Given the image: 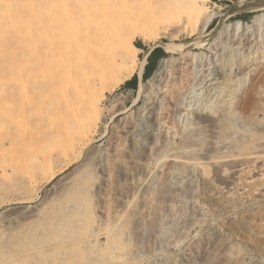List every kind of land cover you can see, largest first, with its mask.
Here are the masks:
<instances>
[{
  "label": "rangeland",
  "instance_id": "rangeland-1",
  "mask_svg": "<svg viewBox=\"0 0 264 264\" xmlns=\"http://www.w3.org/2000/svg\"><path fill=\"white\" fill-rule=\"evenodd\" d=\"M205 7L217 16L204 31L191 24L192 28L187 27L185 32L172 36H158L151 41L135 39L138 63L150 49L145 65L155 49H161L163 54L153 55L150 77L142 79L136 70L130 79L104 93L105 98L98 104L102 119L98 130L90 145L71 163L60 166L68 154L64 151L77 141V135L72 132L69 136L62 132L54 137L42 134L46 142L37 134L41 141L39 151L33 147L30 156L19 159L23 176L9 169L8 153L0 151V166L9 169L7 176L0 177V236L3 231L19 235L25 226L36 221L33 218L19 227L8 222L4 217L10 207L7 201L10 197L24 196L32 202L28 206L47 211L49 200L58 194L52 184L43 180L47 170L56 173L54 182L65 176L66 179L86 178L89 174V206L81 208L78 221L81 223L73 226L71 238L93 243L102 257L107 245L118 242L120 250L126 248L122 253L113 250L115 256L103 257L104 264L121 261H124L121 264H264L263 254L254 253L248 244L228 234L222 225L226 215L239 219L243 212L241 205L248 207L238 199L239 194L227 196L229 187L222 180L227 172L220 170L257 146L264 152V0H205ZM256 16H262L260 22L254 21ZM236 21L247 27L234 30L232 26ZM6 30L0 19V33L4 35ZM3 38H0V46L4 47L8 43ZM183 52L187 55L181 56ZM2 58L0 80L6 76V61ZM161 59L175 61L172 60L160 78H155ZM136 77L138 83L130 84ZM98 88L97 85L93 89V96ZM47 113L28 114L16 131L10 127L6 131L21 134L39 120L60 121L62 113L58 115L53 109ZM86 115L83 113L81 117L87 118ZM47 156L50 167L42 163ZM210 159L219 163V167L208 163ZM202 161L209 165L204 169L195 166L194 162ZM245 171L249 181L256 179V184L243 190L248 191L243 200L252 202L257 196L255 190L259 192L264 184V154L250 158ZM203 178L212 181V189H207L206 195L222 196L229 207L227 210L205 201L202 194L206 179ZM258 183L261 186H257ZM11 224L15 227L13 232L8 230ZM252 227L251 235L264 241V227ZM111 233L119 236L111 235V238ZM31 241L36 245L37 239Z\"/></svg>",
  "mask_w": 264,
  "mask_h": 264
},
{
  "label": "bare ground",
  "instance_id": "bare-ground-1",
  "mask_svg": "<svg viewBox=\"0 0 264 264\" xmlns=\"http://www.w3.org/2000/svg\"><path fill=\"white\" fill-rule=\"evenodd\" d=\"M0 6V19L7 29L4 35L0 33V38L4 37L3 40L8 43L4 47L0 46V58L3 56V62L6 61V76L0 80V112H2L0 114V151H7L9 169L17 172L19 176L24 175L19 159L26 155L30 156L29 152H33V147L36 152L39 151L41 141L37 139V134H40L45 142L46 138L42 134L53 136L61 132L64 135L72 132V135H77L75 145L71 144L64 151L68 154L61 160L60 166L71 163L87 148L102 120L98 104L103 99L104 93L130 79L136 70L139 75H142L146 56L151 49L138 63L139 49L134 45L137 37L151 41L158 36H172L185 32L191 24L198 25L204 31L217 16L215 12L207 11L205 0H0ZM261 18L262 16H256L254 21L260 22ZM232 27L237 31L239 28L247 27V24L236 21ZM168 47L164 49H169ZM183 55L187 54L183 52L181 56ZM172 60L161 59L153 77L160 78L167 71L169 64L175 61ZM245 74L247 73L243 75ZM97 85L99 88L96 96H93V89ZM50 109L55 110L58 115L62 113L60 115L62 120L60 119L57 123L39 120L34 122L27 131H21L23 135L20 132L17 134L14 132L16 128L21 127L23 117L25 118L28 114L40 116V113L43 114L45 111L47 113ZM87 110L88 113H86ZM83 113L89 116L82 118ZM48 119L49 117L47 121ZM80 124L82 126L78 128ZM7 127L13 128L15 134L7 132ZM146 128L149 127L146 126ZM258 148L257 146L252 152L240 155L241 157L230 162L228 168H225L227 170L220 169L223 173L227 172V175H222L223 183L229 187L227 196L239 194L238 199L248 207L246 209L241 205L243 212L239 219L226 215L222 225L228 234L248 244L254 253L264 255V241L258 239L261 237L255 238L250 233L252 226L264 227V184L260 181L263 184L262 189L259 192L255 190L257 196H254L252 202L243 200L245 193L248 192L244 193L245 187L251 188V184H256V179L252 180L253 183L247 179L249 174L245 171V164L250 158H260V154H264L261 151L263 148ZM34 157V154H31V159L34 160ZM45 158L41 160L42 163L45 162V166L50 167V157ZM194 163L195 166H201V169H204L203 167L208 163L219 167V163L213 160L208 163L203 161ZM1 166L0 177L7 176L9 169ZM45 174L47 175L43 180L52 184L58 193L56 197L53 195L55 198L52 197L49 200L50 204L45 209L47 211L40 208L39 211L28 206L32 202L24 196L10 197L7 200L10 201V207H7L9 209L4 218L8 222H14L16 227L33 218L36 221L25 226L24 231L19 232V235L5 234L3 231V236H0V264H104L103 257L113 256V250L120 252L126 249L123 245V249L120 250L116 242L114 245L118 246L107 245L105 250L102 249L105 253L102 257L98 255L93 243L71 238L73 226L81 223L78 222L82 214L81 208L89 202L87 192L90 188L87 187L89 174L86 178L66 179L67 176H65L66 178L63 177L55 182L53 177L56 173L47 170ZM91 176H89L90 180ZM209 178L206 180L203 178L205 185L202 195L205 196V201L227 210L229 207L225 205L222 196L221 199L214 194L206 195L205 191L212 189V181ZM261 183L257 186H261ZM226 204L230 203L226 201ZM13 227L11 224L10 229H7L13 232ZM111 235L114 234L111 233ZM115 235L119 236L116 233ZM32 239L35 241L37 239L36 245L31 244ZM124 243H126L125 246L128 245L127 242ZM3 249L4 253H2ZM120 258L123 259L121 256ZM118 261L120 262L119 259Z\"/></svg>",
  "mask_w": 264,
  "mask_h": 264
},
{
  "label": "crops",
  "instance_id": "crops-1",
  "mask_svg": "<svg viewBox=\"0 0 264 264\" xmlns=\"http://www.w3.org/2000/svg\"><path fill=\"white\" fill-rule=\"evenodd\" d=\"M153 73V57H149L146 65H145V68H144V71L142 73V79L144 78H147V77H150V75ZM139 79L138 77H136V79L132 82H130V84L134 85L135 83H138Z\"/></svg>",
  "mask_w": 264,
  "mask_h": 264
},
{
  "label": "trees",
  "instance_id": "trees-1",
  "mask_svg": "<svg viewBox=\"0 0 264 264\" xmlns=\"http://www.w3.org/2000/svg\"><path fill=\"white\" fill-rule=\"evenodd\" d=\"M156 53L163 54V51L161 49H155L149 57H153V55L156 54Z\"/></svg>",
  "mask_w": 264,
  "mask_h": 264
}]
</instances>
